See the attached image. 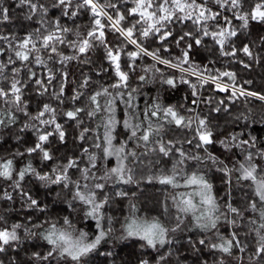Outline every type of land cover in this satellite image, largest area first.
I'll return each mask as SVG.
<instances>
[{
  "label": "snow or ice",
  "instance_id": "snow-or-ice-1",
  "mask_svg": "<svg viewBox=\"0 0 264 264\" xmlns=\"http://www.w3.org/2000/svg\"><path fill=\"white\" fill-rule=\"evenodd\" d=\"M17 7L24 12L18 19L35 27L25 28L22 35L0 34V129L19 122L17 142L25 131L34 132L36 139L23 151L16 148L0 155V201L13 205L19 199L21 208L37 215L10 222L11 207L0 211V253L20 243L23 233L48 246L32 253L33 264H87L102 243L135 239L156 252L154 261L144 257L138 264H169L177 234L198 232L196 240L188 238L198 258L203 246L215 255L212 264H226V258L228 264H264V142L244 131H228L229 125L243 121L246 129L256 122L251 109L235 114L232 109L241 98L264 103V92L249 90L245 85L252 81L239 83L228 67H215L220 58H228L249 68L237 59L238 52L259 62L254 43L237 48L236 38L247 32L251 21L264 23V0H18ZM50 10L60 15L51 17ZM84 17L86 23H77ZM65 18L73 26L62 23ZM6 23H12L10 9L0 0V25ZM176 25L183 27L176 31ZM109 32L114 36L111 43ZM195 47L210 54L215 49L218 57L197 63L192 58ZM96 48L103 49L112 77L103 79L101 73L108 69L102 66L81 73L72 95L66 96L68 64H89L82 54ZM146 58L152 62L144 63ZM33 83L37 95L51 100L35 112L25 98ZM154 83L187 85L190 105L147 97L143 88ZM206 86L228 95L204 99ZM65 102L71 105L68 110ZM220 113L227 117L223 126L214 115ZM58 117L73 121L79 129L77 139L83 142L77 152L61 157L46 147L54 135L65 142ZM217 144L224 158L210 151ZM33 154L41 163L52 162L47 171L33 163ZM109 158L115 159L114 165ZM213 171L223 174V189L212 182ZM29 178L45 188L59 187L56 202L70 211L52 212L49 203L25 187ZM130 184H159L161 198L155 208L142 210L137 192L120 187ZM235 184L242 185L239 200L233 198ZM117 198L127 201L126 214H113ZM84 221H93L94 229L78 226ZM0 264L5 261L0 259ZM199 264L210 262L200 259Z\"/></svg>",
  "mask_w": 264,
  "mask_h": 264
},
{
  "label": "trees",
  "instance_id": "trees-1",
  "mask_svg": "<svg viewBox=\"0 0 264 264\" xmlns=\"http://www.w3.org/2000/svg\"><path fill=\"white\" fill-rule=\"evenodd\" d=\"M48 2V0H46ZM18 0H4L5 6L10 9V16L12 18V23L0 25V34H6L9 31L16 32L19 34H23V30L25 28L35 27L32 22L25 21L22 19H18L23 16L24 12L21 8L17 7ZM51 17L59 16L60 13L58 10H50ZM87 18L84 17L81 20H78L77 23L84 24L86 23ZM62 23H68L69 26H73L70 21L65 18ZM235 23H239L236 21ZM183 25H176L175 30L179 31ZM188 30V29H185ZM264 37V23H259L255 21H251L249 24V28L247 32H241L238 38H236V47L240 48L243 44H250V46L255 45L254 50L260 53L261 59L259 62L251 61L249 58L245 57L242 52H238L237 59H242L246 63L250 64V67L245 69L243 65L237 63L236 61L229 62L228 58H220V62H218L215 67L221 68L223 70L224 67H228L230 70L235 71L237 73V78L239 83H243L244 81L251 80L252 84L245 85L251 91H259L264 92V45L260 44V38ZM207 39V38H206ZM114 40V36L109 32L108 33V41L111 43ZM208 47L211 48V41L207 40ZM0 46H3V42L0 41ZM158 46V42L153 44V47ZM63 50V46H60ZM129 50H133L130 48ZM71 50H68L70 52ZM173 53L175 55H179V50L173 48ZM218 53H216L215 49H212L211 54L209 51L205 50L201 47H195L192 52V58L201 64L208 63L209 59H217ZM2 59V57H0ZM82 59L90 60L89 64H83L80 61H73L68 64V81L65 87L66 96L70 97L73 91L76 88V85L81 80V73H91L94 69L98 70L100 66L107 68V73H101L103 79L108 81L112 75L113 71L109 68V62L104 59V51L102 48H96L87 56L82 54ZM122 58V62H123ZM144 63H151L150 58H146ZM34 70L38 72H43L44 70L40 66H35ZM174 71V70H173ZM176 75L179 76L178 71ZM93 79H99L98 76H93ZM195 80V78H192ZM54 86L56 85V81L53 82ZM34 83L30 84L28 89L25 92V98L29 100V109L32 112H35L37 107L42 103H50L51 100L47 95L40 96L37 95V89ZM143 91L146 93L147 97H159L161 102L164 104H172V105H184L189 106L192 97L190 96V90L187 85L180 84L176 88H170L167 85H161L159 83L147 84L144 86ZM227 93H220L212 86H206L204 90H202V98L206 99L209 96H212L215 100L225 99L227 97ZM144 98H141V102H143ZM79 106V105H78ZM71 107L70 104L65 102L63 105L64 110H68ZM200 108L204 111H207V107L201 103ZM247 109H251V115L253 119L256 121L248 125L245 129L243 127V121L235 126L229 125L228 131L241 132L244 131L247 134H251L259 138L261 142H264V123L260 122V118L264 117V103H261L259 100L255 98H248L247 102L241 98L233 107V114L236 112H243ZM119 114V113H118ZM219 117V123L221 126L224 125L225 119H227L224 113L214 114ZM23 120V117L21 118ZM58 122L64 125L65 130V142H59L58 138L54 135L49 138V143L46 147H49L53 154L57 157H61L64 155H70L79 149L81 142L77 139V135L79 129L76 127V124L73 121H68L64 117H58ZM20 127V123L18 122L16 125L12 126L10 129H0V155H7L12 152L16 148H20L23 151L24 147L32 146L36 136L32 131H25L23 133H19L23 140L21 142H17L16 135L18 134V130ZM51 130V129H49ZM180 135V133H177ZM246 138V137H245ZM210 151H213L215 154L220 155L221 158H224V150L217 144L214 145ZM33 163L38 167L42 168L44 171L48 170V166L52 164L51 161L41 163L36 154H33L31 157ZM110 165H114L113 159L109 158ZM222 173L219 172H211L209 176L212 179V182L216 185L217 188L223 189L224 184L221 181ZM6 187V185H4ZM235 191L233 193V198L235 200H239L243 196V192L240 190L242 185L235 184ZM25 187L32 192L34 197L39 198L40 200L47 202L51 206V211L54 213H59L61 215L67 214L70 210L67 208V205L64 203L56 202V193L60 191L59 187L52 186L51 188H45L40 185V182L36 181L34 178H29L28 183ZM124 190L129 192L135 191L137 192V204L142 210H150L154 209L156 206V201L161 198V186L156 184L152 185H140L137 188L136 185H123ZM244 191H248L247 185H243ZM127 201H121L120 198H117L114 215L120 216L126 214L127 209L125 207ZM11 207L12 211L10 212V222L15 221L18 217L23 218L26 215H32L35 217L37 213L28 208H21L20 200L16 199L15 204L7 205L0 201V211ZM155 214V212H153ZM87 225H91L94 229L93 221H84L82 224L78 225L80 227H85L87 230ZM226 229H222L224 231ZM243 233V229L241 230ZM22 240L20 243H14L12 246L6 248V251L0 253V259L5 261V264H11V262H15V264H33L32 261V253L34 251L44 252L47 250L46 242L40 240L39 238H25L24 234L21 233ZM192 237L193 240H196L199 237L198 232H185L183 234H177L178 243L174 248V255L169 261V264H199L200 259H208L210 264L216 258L214 254L209 253L206 248L203 246H199L202 248V252L200 257H197V254L192 250L191 245L188 243V238ZM143 241L128 239V240H110L106 243H102L100 248L91 254L87 258V264H138V259L147 257L150 260L155 259L156 252L153 249L141 247ZM111 252L112 255H107V253ZM247 259V257H245ZM226 264H228V259L226 258Z\"/></svg>",
  "mask_w": 264,
  "mask_h": 264
},
{
  "label": "rangeland",
  "instance_id": "rangeland-1",
  "mask_svg": "<svg viewBox=\"0 0 264 264\" xmlns=\"http://www.w3.org/2000/svg\"><path fill=\"white\" fill-rule=\"evenodd\" d=\"M111 159H113V162L115 163V159L114 158H111Z\"/></svg>",
  "mask_w": 264,
  "mask_h": 264
},
{
  "label": "water",
  "instance_id": "water-1",
  "mask_svg": "<svg viewBox=\"0 0 264 264\" xmlns=\"http://www.w3.org/2000/svg\"><path fill=\"white\" fill-rule=\"evenodd\" d=\"M216 91H218V90H216ZM219 92V91H218ZM220 93H222V92H220Z\"/></svg>",
  "mask_w": 264,
  "mask_h": 264
}]
</instances>
